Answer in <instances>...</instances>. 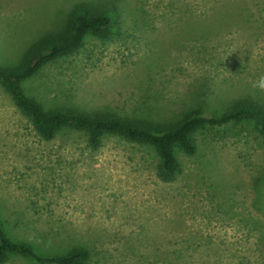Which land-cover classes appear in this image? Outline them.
Instances as JSON below:
<instances>
[{"label":"rangeland","instance_id":"1","mask_svg":"<svg viewBox=\"0 0 264 264\" xmlns=\"http://www.w3.org/2000/svg\"><path fill=\"white\" fill-rule=\"evenodd\" d=\"M78 1L0 0V66L19 64ZM99 1L117 7L118 34L87 39L25 83L44 111H100L166 127L264 98V0ZM221 6L218 15L208 9ZM190 23L213 30L192 36ZM193 140L198 152L179 153L180 171L165 182L150 146L108 135L91 148L71 130L43 140L0 86L4 231L40 255L86 248L88 264H264L252 222H264L253 184L264 167L259 130L229 124Z\"/></svg>","mask_w":264,"mask_h":264},{"label":"trees","instance_id":"2","mask_svg":"<svg viewBox=\"0 0 264 264\" xmlns=\"http://www.w3.org/2000/svg\"><path fill=\"white\" fill-rule=\"evenodd\" d=\"M92 2V3H91ZM83 0L74 4L68 12L64 25L57 31L41 36L21 55L19 64L14 67L0 66V86L13 100L20 112L31 122L34 130L43 140H52L64 130L84 134L89 147L97 148L105 136H117L129 142L150 146L156 153L159 164L157 173L161 180L170 182L180 171L179 153L194 156L198 148L193 135L205 128L225 125L253 123L259 130L264 142V105H258L264 98L244 97L228 108L220 117L206 118L187 116L179 122L161 127L156 124L110 116L100 111L80 112L77 110L44 111L30 97L25 83L37 76L47 63L66 58L81 51L85 41L95 38L100 41L111 40L117 31V7L108 3L100 5L99 0ZM99 4V5H98ZM218 8V7H217ZM191 9V7L189 8ZM212 14L227 10L208 7ZM216 10V11H215ZM112 13H117L116 16ZM228 15H222V25L228 24ZM188 34L206 38L210 25L189 24ZM264 102V101H263ZM259 201L264 208V167L253 177ZM263 188V190H262ZM253 227L260 231L259 243L264 247V222L252 220ZM17 257L35 264H88L91 253L86 248H73L62 255H40L28 243L11 240L0 221V264Z\"/></svg>","mask_w":264,"mask_h":264},{"label":"clouds","instance_id":"3","mask_svg":"<svg viewBox=\"0 0 264 264\" xmlns=\"http://www.w3.org/2000/svg\"><path fill=\"white\" fill-rule=\"evenodd\" d=\"M261 80L264 81V77H261Z\"/></svg>","mask_w":264,"mask_h":264}]
</instances>
